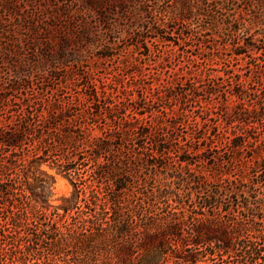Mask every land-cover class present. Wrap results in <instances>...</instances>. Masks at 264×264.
<instances>
[{
    "label": "rangeland",
    "instance_id": "1",
    "mask_svg": "<svg viewBox=\"0 0 264 264\" xmlns=\"http://www.w3.org/2000/svg\"><path fill=\"white\" fill-rule=\"evenodd\" d=\"M100 1L91 12L85 0H0V112L58 96L88 107L96 94L100 122L126 128L127 172L144 163L148 171L135 176L156 178L166 174L167 165L171 176L199 175L196 180L212 189L222 181L239 192L227 197L239 216H248L237 206L248 197H259L264 207V187L247 192L256 180L255 164L264 162V4L192 0L202 13L200 20L191 19L203 29L197 34L192 28L174 31L176 24L157 31L140 8L142 0ZM160 1L161 8L173 2ZM243 109L253 114L245 116ZM130 126L149 136L137 139ZM236 134L243 135L241 150L231 141ZM158 144L170 149L163 157L154 155ZM44 169L55 177L53 203L60 205L72 185L56 170ZM153 185L149 179L142 191L149 194ZM196 205L189 202L190 210L197 211ZM172 209L178 212L176 205ZM151 211L156 219L170 208ZM258 215L264 219V211ZM185 236L184 243L169 241L174 250L182 244L188 251L197 248ZM143 255L136 251L134 257L141 261ZM118 260L114 251L112 264Z\"/></svg>",
    "mask_w": 264,
    "mask_h": 264
},
{
    "label": "trees",
    "instance_id": "2",
    "mask_svg": "<svg viewBox=\"0 0 264 264\" xmlns=\"http://www.w3.org/2000/svg\"><path fill=\"white\" fill-rule=\"evenodd\" d=\"M156 1L148 8L144 5L150 0H142L140 8L157 31H167L171 24L177 25L174 31H203L191 24L202 16L194 1L173 0L166 8ZM85 3L93 12L101 1ZM90 98L88 107L58 96L35 98L27 101L26 109L0 112V264H112L114 251L118 264H264V219L258 215L264 207L259 197L257 202L248 197L237 204L248 213L243 217L227 199L239 192L222 186V181L212 189L196 180L199 175L175 171L171 176L167 165L163 176L143 179L135 175L148 171V165L139 162L127 172L126 128L102 124L96 94ZM243 112L253 114L252 109ZM128 130L137 139L149 136L142 127ZM242 139L236 134L231 140L236 150L243 147ZM168 150L158 144L154 155L163 157ZM44 166L72 185L60 205L53 203L55 177ZM263 173L264 162L255 164L256 180L250 181L247 192L262 190ZM149 179L154 185L145 194ZM148 196L154 198L152 203L145 200ZM189 202L197 204V211L190 210ZM166 207L170 211L152 216V209ZM185 232L188 246L197 248L188 251L182 244L174 250L169 241L184 243ZM136 251H143L141 261L135 259Z\"/></svg>",
    "mask_w": 264,
    "mask_h": 264
}]
</instances>
